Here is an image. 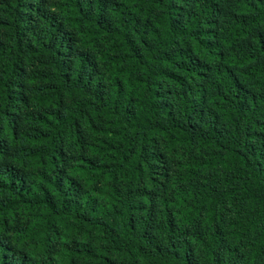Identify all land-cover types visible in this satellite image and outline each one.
Listing matches in <instances>:
<instances>
[{
	"label": "trees",
	"instance_id": "obj_1",
	"mask_svg": "<svg viewBox=\"0 0 264 264\" xmlns=\"http://www.w3.org/2000/svg\"><path fill=\"white\" fill-rule=\"evenodd\" d=\"M0 264H264V0H0Z\"/></svg>",
	"mask_w": 264,
	"mask_h": 264
}]
</instances>
